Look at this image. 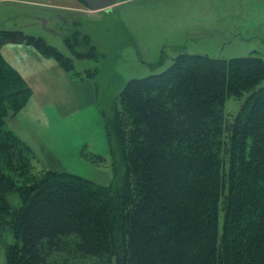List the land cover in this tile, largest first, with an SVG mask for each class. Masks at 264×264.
Returning a JSON list of instances; mask_svg holds the SVG:
<instances>
[{
    "label": "trees",
    "instance_id": "1",
    "mask_svg": "<svg viewBox=\"0 0 264 264\" xmlns=\"http://www.w3.org/2000/svg\"><path fill=\"white\" fill-rule=\"evenodd\" d=\"M6 44L33 46L74 72L41 37L0 30V50ZM31 96L0 53V158L16 141L4 131L8 108L19 113ZM119 96L107 137L125 167L120 185L49 169L20 187L7 264H64L52 263L61 254L102 264H264V58L180 52ZM230 96L244 102L226 130ZM2 168L0 159V231L15 185Z\"/></svg>",
    "mask_w": 264,
    "mask_h": 264
},
{
    "label": "rangeland",
    "instance_id": "2",
    "mask_svg": "<svg viewBox=\"0 0 264 264\" xmlns=\"http://www.w3.org/2000/svg\"><path fill=\"white\" fill-rule=\"evenodd\" d=\"M180 4H184L182 9L193 14V22L185 28L183 21L181 29L172 34L166 29L162 32L159 27L164 21L165 10ZM168 11L171 14L177 12ZM194 15L197 17L195 22ZM0 30H19L43 38L63 54V59L71 61L74 72L70 73L76 81L92 78L95 103L79 116L82 130L85 133L99 132L96 127L99 117L107 135V130L113 129L116 110H121L119 95L127 83L164 72L180 52L213 59L264 58V0H152L149 6L122 4L114 12L100 13L88 8L84 14H71L25 0H0ZM1 56L5 60L2 53ZM243 102L244 99L235 96L227 99L222 108L226 130L240 112ZM19 113L9 107L5 118L4 131L14 133L16 141H12L11 156L2 155L0 159L3 171L15 185L7 194L11 210L6 211L0 231V264H7L8 251L17 241L12 225L14 214L22 205L20 187L40 179L49 169H59L117 188L125 168L118 153L99 159L98 155L91 154V149L82 152L90 157L81 156L87 165L75 163L73 159L71 163H65L56 156L58 161L54 158L46 160L34 151L31 140L28 139V143L15 133L14 124ZM10 161L12 169L8 166ZM116 261L113 258L111 264H117ZM52 263L102 264L96 260L70 259L63 254L54 257Z\"/></svg>",
    "mask_w": 264,
    "mask_h": 264
},
{
    "label": "crops",
    "instance_id": "3",
    "mask_svg": "<svg viewBox=\"0 0 264 264\" xmlns=\"http://www.w3.org/2000/svg\"><path fill=\"white\" fill-rule=\"evenodd\" d=\"M25 1L50 5L71 14H84L88 9L82 0ZM116 1V5L109 9L110 12H114L122 4L137 3L149 6L152 3V0ZM183 5H175L163 12L164 21L159 27L162 32L168 30L172 34L181 29L183 21L185 28L193 22L191 19L193 14L182 9ZM168 10L177 12L171 14ZM194 17L195 15L193 16L195 22L197 17ZM1 53L32 90V97L19 113L14 131L28 143L31 140L30 145L39 156L56 161L60 158L65 163H71L70 160L73 159L75 163L87 165L88 162L81 158L82 152L86 149H91L93 151L91 154L98 157H107L110 154L108 138L103 131L101 119L97 117L96 127L99 132L85 133L81 126L82 120L79 118L86 107L95 103L96 90L92 87V78L76 81L56 60L45 57L38 49L26 44H6L1 48Z\"/></svg>",
    "mask_w": 264,
    "mask_h": 264
},
{
    "label": "water",
    "instance_id": "4",
    "mask_svg": "<svg viewBox=\"0 0 264 264\" xmlns=\"http://www.w3.org/2000/svg\"><path fill=\"white\" fill-rule=\"evenodd\" d=\"M83 3L92 11L109 10L117 3L116 0H82Z\"/></svg>",
    "mask_w": 264,
    "mask_h": 264
}]
</instances>
